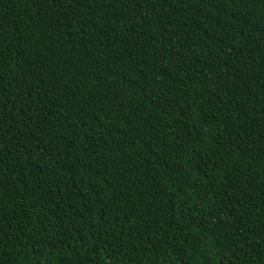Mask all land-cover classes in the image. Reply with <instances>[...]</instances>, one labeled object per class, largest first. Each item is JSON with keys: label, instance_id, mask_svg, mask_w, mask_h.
<instances>
[{"label": "trees", "instance_id": "trees-1", "mask_svg": "<svg viewBox=\"0 0 264 264\" xmlns=\"http://www.w3.org/2000/svg\"><path fill=\"white\" fill-rule=\"evenodd\" d=\"M0 264H264V0H0Z\"/></svg>", "mask_w": 264, "mask_h": 264}]
</instances>
